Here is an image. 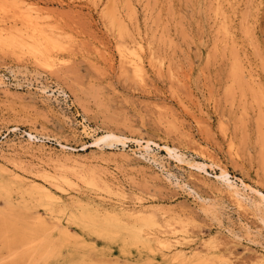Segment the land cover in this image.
I'll return each instance as SVG.
<instances>
[{
  "label": "rangeland",
  "instance_id": "obj_1",
  "mask_svg": "<svg viewBox=\"0 0 264 264\" xmlns=\"http://www.w3.org/2000/svg\"><path fill=\"white\" fill-rule=\"evenodd\" d=\"M0 37V185L67 232L49 263L264 264V0H0Z\"/></svg>",
  "mask_w": 264,
  "mask_h": 264
},
{
  "label": "bare ground",
  "instance_id": "obj_2",
  "mask_svg": "<svg viewBox=\"0 0 264 264\" xmlns=\"http://www.w3.org/2000/svg\"><path fill=\"white\" fill-rule=\"evenodd\" d=\"M22 11V10H21ZM105 12V10H104ZM110 13V12H109ZM106 14V13H105ZM20 16V15H19ZM28 17V16H27ZM24 18V17H23ZM33 19V18H32ZM36 19V18H35ZM34 19V20H35ZM39 20V19H37ZM32 21V20H31ZM30 21V22H31ZM40 21V20H39ZM32 24V23H31ZM35 25V24H34ZM33 25V26H34ZM37 21H36V27H37ZM27 26V25H26ZM40 27V26H39ZM38 28V27H37ZM41 31H42V28L40 27ZM36 30V29H35ZM36 32V31H35ZM41 33V32H40ZM50 33V32H49ZM5 34V33H4ZM9 34V33H8ZM19 34V33H18ZM51 34V33H50ZM2 35V34H1ZM33 35V34H32ZM35 35L37 36V34L35 33ZM40 35V34H39ZM38 35V36H39ZM52 35V34H51ZM49 36V35H48ZM53 36V35H52ZM1 38V37H0ZM17 38V37H16ZM36 38V37H35ZM40 38V36H39ZM43 38H41L42 40ZM2 40V39H1ZM34 40V39H33ZM37 40V38H36ZM4 41V40H2ZM16 41V40H15ZM36 42V41H35ZM41 42V41H40ZM44 42V41H43ZM13 43V42H12ZM26 43V42H25ZM38 43V42H36ZM18 44V42H17ZM33 44V43H32ZM41 44V43H40ZM11 45V44H10ZM16 45V44H15ZM31 45V44H30ZM37 46V45H36ZM40 48V47H39ZM37 50V49H36ZM39 50V49H38ZM41 50V49H40ZM114 138V136L112 135H106V136H102L100 138H98V140L96 141V143H100L104 140H107V139H112ZM119 139V138H118ZM169 152L172 154L171 150L168 148ZM190 162V161H189ZM197 163V162H196ZM195 163V164H196ZM3 165V164H2ZM194 166V165H193ZM197 165H195L196 167ZM205 168V165L203 166V164L200 166L198 165V168ZM203 170V169H202ZM1 171V169H0ZM5 171V169H4ZM2 172V171H1ZM4 173V172H2ZM7 173V172H5ZM16 174V173H15ZM10 176H13L11 177L10 180H14V177L16 178V175H10ZM5 178V176H3ZM9 177V176H8ZM18 177V176H17ZM229 173L227 171H223L220 178L222 180H224L226 183L230 182L229 181ZM19 179V178H18ZM24 179V178H22ZM17 180V179H16ZM19 181V180H18ZM21 183L23 184L24 182L21 181ZM31 184V183H29ZM27 184V185H29ZM21 185V184H20ZM24 185V184H23ZM245 185V184H244ZM231 189H234L235 192L234 194L236 195V197L238 198H242L243 199V196L241 194V191L239 190L238 186L236 185L235 182H230L229 185H228ZM247 186V185H246ZM27 187V186H26ZM249 187V186H248ZM15 188V187H14ZM28 188V187H27ZM26 188V189H27ZM30 188V187H29ZM37 189V186L35 185H32L31 189ZM247 188V187H246ZM12 189V188H11ZM22 189V188H20ZM35 189V190H36ZM248 189V188H247ZM12 191V190H11ZM18 191V190H17ZM34 190H32L33 192ZM20 192V191H18ZM23 192V191H21ZM35 192V191H34ZM33 192V193H34ZM10 189L8 188V186H3V185H0V198L3 197L6 201H4L5 204H7V209L4 208L5 212H8V213H13V215H11L10 217L7 215V214H1L0 215V233L2 235V237H0V239L3 241L2 243V246L1 248H4L8 251L7 255L4 256V257H1L0 256V264H48L51 260H54L56 259L58 256H59V247H61V243H62V239H65L66 238V241H69L67 240V232H61L60 231V234L61 233H64L62 234V236H56L57 238H55L54 236V230L58 229L57 227L58 226H53V227H50L49 224L45 221V220H42V219H37L35 222L33 223H29L28 220L26 219L27 217H24L23 215H19L17 213V207L16 205H14L13 201L11 200V197H10ZM12 193H14L12 191ZM17 193V192H16ZM32 193V195H33ZM36 193H38L36 191ZM20 194V193H18ZM44 195L43 197L48 199L49 201L51 200H54V197L50 194V192L48 191H45L44 189H40L39 191V195ZM244 194V193H243ZM29 195V194H28ZM31 195V197H32ZM30 196V195H29ZM36 197V196H35ZM42 197V196H39V198ZM30 198V197H29ZM38 198V199H39ZM58 198V197H57ZM2 199V198H1ZM14 199V198H13ZM43 199V198H42ZM27 200V199H26ZM30 200V199H29ZM28 201V200H27ZM85 201V200H84ZM37 202V201H36ZM41 202V201H40ZM56 202V200H55ZM57 202H61V201H58ZM17 203V202H16ZM49 203V202H48ZM62 203V202H61ZM78 203V201H77ZM87 203V202H86ZM33 204V203H32ZM52 204V203H51ZM69 204V203H68ZM91 204V203H90ZM93 204V202H92ZM22 205V204H21ZM24 205V204H23ZM39 205V203L37 204ZM60 205V204H59ZM82 205V204H81ZM84 205H87L84 203ZM95 205V204H93ZM52 206V205H51ZM55 206V204H54ZM98 206V205H97ZM96 206V207H97ZM18 207H19V204H18ZM24 207L26 208L27 206L24 205ZM23 207V208H24ZM31 207V206H30ZM60 207V206H59ZM80 207V206H79ZM95 207V206H94ZM93 207V209H94ZM2 208V207H1ZM22 208V209H23ZM33 208V207H32ZM45 208V207H44ZM64 208V207H63ZM78 208V207H77ZM88 208V207H87ZM99 208V206H98ZM39 209V208H38ZM54 209V207H53ZM62 209V207L60 208ZM67 209V208H66ZM70 209V208H69ZM68 209V210H69ZM92 209V210H93ZM108 209V208H107ZM2 210V209H0ZM28 210V209H26ZM65 210V208H64ZM63 210V211H64ZM90 210V209H89ZM101 211V209H98ZM49 211H52V210H49ZM67 211V210H66ZM73 211V210H72ZM88 211V209H87ZM91 211V210H90ZM94 211V210H93ZM103 211V210H102ZM115 211V210H114ZM47 212V210H46ZM75 212H78V211H75ZM105 212V211H104ZM111 212V210H110ZM107 214V211H106V214L105 215H108V217L110 216L109 213ZM113 212V211H112ZM118 212V211H117ZM0 213H2L0 211ZM28 213V212H27ZM49 213V212H48ZM60 213V211H59ZM64 213V212H63ZM66 213V212H65ZM85 213V212H84ZM82 213V214H84ZM89 213V212H88ZM94 213V212H93ZM95 213H98V212H95ZM102 213V212H101ZM116 213V212H115ZM80 214V213H78ZM87 214V213H86ZM100 214V213H99ZM113 213H111L112 215ZM48 215V214H47ZM61 215V214H60ZM65 215V214H64ZM63 215V216H64ZM68 215V214H67ZM94 215V214H93ZM103 215V214H102ZM101 215V216H102ZM62 216V215H61ZM100 216V215H99ZM30 217V216H29ZM39 217V216H38ZM73 217V216H72ZM151 217V216H150ZM155 217V216H154ZM48 218V217H47ZM77 218V217H76ZM83 218V217H81ZM105 222L104 225H102L101 223L97 222L96 221V218H94V216H89V218H87L85 216V219L84 220V223L90 227L91 229H94L96 233L99 232L100 233H104L105 236H114V235H118V232L116 231V226L119 228L120 226H124L125 229H127L129 232H130V236H131V239H132V242L135 244V245H138L139 247L142 246V248H149L150 244H151V241L154 239H152L150 237V235H146V234H142L140 232H138L139 230H134L132 228H129L127 227V224L123 222V220H121V218H119L118 216L114 217L113 219H111V217L108 219L107 217L104 218ZM155 219V218H154ZM49 220V219H48ZM66 220V218H65ZM78 222V221H77ZM68 224V223H67ZM82 224V223H81ZM160 224V223H159ZM157 224V225H159ZM84 225V224H83ZM105 226V227H104ZM122 226V227H123ZM139 226V225H137ZM143 226V225H142ZM151 226V225H149ZM160 226V225H159ZM109 227V228H108ZM115 227V228H114ZM155 227V226H154ZM158 228V227H157ZM151 229V228H150ZM68 231V229H66ZM74 230V229H73ZM154 230V228H153ZM54 231V232H53ZM142 231V230H141ZM152 231V229H151ZM69 232V231H68ZM150 232V231H149ZM156 232V231H155ZM10 233H13V236L12 237H9L8 235ZM68 234H71L70 236H72V233H68ZM86 234V233H85ZM150 234V233H148ZM86 236V235H85ZM90 236V235H89ZM73 237V236H72ZM91 237V236H90ZM93 237V236H92ZM103 237V236H102ZM101 237V238H102ZM104 238V237H103ZM107 238V237H106ZM120 237H118L119 239ZM70 239V238H69ZM87 239V238H86ZM116 239V238H115ZM126 239V237H125ZM156 239V238H155ZM158 239V238H157ZM156 239V240H157ZM159 239H162V238H159ZM71 240V239H70ZM94 240V239H92ZM96 240V239H95ZM166 240V239H165ZM164 240V242H165ZM171 239L169 238V241ZM105 241V240H104ZM109 241V240H108ZM107 241V243H109ZM121 241V240H120ZM99 242V241H98ZM102 242V241H101ZM115 242V241H114ZM119 242V240H118ZM123 242V241H122ZM168 242V241H167ZM166 242V243H167ZM171 242V241H170ZM74 243V242H73ZM116 243V242H115ZM125 243V242H124ZM128 243V242H127ZM157 243V242H156ZM163 243V242H162ZM164 246L167 245L165 243H163ZM127 245V244H126ZM129 245H131L129 243ZM154 245V244H153ZM106 246V245H105ZM97 247V246H96ZM107 247V246H106ZM128 247V246H127ZM68 248V247H67ZM66 248V249H67ZM109 248V246L107 247ZM124 248V247H123ZM157 248V247H156ZM73 249V248H72ZM98 249V248H97ZM102 249V248H101ZM122 249V248H121ZM129 247L126 249L123 250V258L126 260V259H131L132 257V253L131 251L128 250ZM130 249H132V247H130ZM135 249V248H134ZM138 248L136 247V250ZM150 249H151V246H150ZM155 249V248H154ZM178 249V248H177ZM183 249V248H182ZM69 250V249H68ZM103 250V249H102ZM141 250V248H140ZM144 250V249H143ZM166 250V249H165ZM4 251V250H2ZM64 251V250H63ZM73 250H71V253H72ZM78 251V250H77ZM104 251V250H103ZM156 251V249H155ZM160 251V250H159ZM158 251V252H159ZM68 252V251H67ZM70 252V251H69ZM142 252V251H141ZM6 253V252H5ZM74 253V252H73ZM79 253V252H78ZM145 253V252H144ZM161 253V252H160ZM3 254V253H2ZM143 254V253H142ZM77 255V254H76ZM75 255V256H76ZM140 255V254H139ZM220 255V254H219ZM142 256V255H141ZM153 256V254H152ZM163 256V255H162ZM161 256V258H162ZM186 256V255H185ZM215 256V255H214ZM138 257V256H137ZM122 258V259H123ZM135 258V257H134ZM155 258V257H154ZM169 258V261L170 260V257H167ZM166 258V259H167ZM211 258V257H210ZM229 258V257H228ZM199 259V257H198ZM205 259V258H204ZM230 259V258H229ZM115 260V259H114ZM119 260V258H118ZM145 260V259H143ZM196 260V259H195ZM206 260L208 261V258H206ZM221 260V259H220ZM83 261V260H82ZM139 261H142L139 259ZM150 261V260H149ZM168 261V260H167ZM174 261V260H173ZM172 261V262H173ZM177 261V260H176ZM179 261V264H205V260H197V261H192L190 259H187V258H180L178 259ZM177 261V262H178ZM206 261V262H207ZM227 261V260H226ZM56 262V261H55ZM121 262V260H120ZM126 263L127 262H130V260H126L125 261ZM144 262V261H143ZM152 262V261H151ZM150 262V264H151ZM212 262V261H211ZM231 262V261H230ZM161 263V261H160ZM228 263V262H227ZM233 263V262H232ZM51 264V263H49ZM60 264V262L58 263ZM81 264H120L118 262H115V263H110V262H97V263H91V262H82ZM129 264V263H127ZM166 264V263H165ZM167 264H171L170 262ZM172 264H175V263H172ZM177 264V263H176ZM211 264V263H209ZM215 264V263H213Z\"/></svg>",
  "mask_w": 264,
  "mask_h": 264
}]
</instances>
